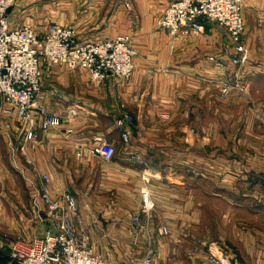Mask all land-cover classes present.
<instances>
[{"label": "crops", "instance_id": "crops-1", "mask_svg": "<svg viewBox=\"0 0 264 264\" xmlns=\"http://www.w3.org/2000/svg\"><path fill=\"white\" fill-rule=\"evenodd\" d=\"M110 1L114 4L107 7L103 17L119 22V27L111 31L114 27L109 22L99 31L106 34L94 39L130 35L139 52L134 70L129 78L109 76L106 84L98 86L85 68L76 71L65 63L47 65L41 60L44 77L33 108L38 118L36 137L27 138V125L16 115L0 117V235L20 233L30 240L45 233L46 219L37 206L45 211L40 190L41 181L47 176L52 195L69 193L74 198L78 211L76 227L88 241L117 239L133 245L152 241V264H166V257L180 256L182 243L188 237L193 243L203 242L190 227L193 219L199 220L200 203L193 198V186H182L183 179L213 177L208 170L200 175L193 170L198 155L192 150L197 148L199 139L192 130L198 128L190 124L188 127L181 120L176 122L174 117L186 112L192 122L198 108L196 99L203 94L211 110L221 100L224 108L230 107L228 115L235 113L231 107L240 116L246 115L238 126L235 121H228V126H224L227 130L238 127L246 131L254 129L256 122H264V0L242 1L249 59L239 67L231 62V41L218 25L212 24L203 31L181 30L174 36L155 28L156 16L170 0H130L139 15L136 25L130 23L126 12L129 0ZM17 12L15 7L8 10L11 27L25 23L15 21ZM29 25L37 27L38 33L48 28L39 31L38 26ZM210 55L222 59L227 68H216ZM235 68L238 73L233 77L242 83V88L234 89L223 99L216 89V80L227 71L233 73ZM4 103L0 98V107ZM123 112L133 116L132 123L127 124L128 142L116 124V117ZM45 114L59 115L62 124L44 128L41 121ZM6 120L9 126L3 124ZM68 127L72 128L71 133L67 132ZM102 139L116 145L112 159L91 151ZM255 139L257 144H264V138ZM237 140L234 142L242 144L244 139ZM142 189L152 191L153 218L146 234L138 235L133 230L124 234L122 222L137 214L140 203L136 195ZM123 195L135 196L134 205L122 203ZM157 225L166 226L168 231H156ZM250 241L251 246L245 247L249 259L244 261L264 264V235L252 236ZM203 253L193 256L197 259L193 264H212ZM0 264L18 263L7 257Z\"/></svg>", "mask_w": 264, "mask_h": 264}, {"label": "rangeland", "instance_id": "rangeland-1", "mask_svg": "<svg viewBox=\"0 0 264 264\" xmlns=\"http://www.w3.org/2000/svg\"><path fill=\"white\" fill-rule=\"evenodd\" d=\"M171 1L172 0H170V2ZM111 4L114 3H112L110 0H15V3L12 7H15V9L18 11L14 16L16 22H25L24 24H31L34 27L38 26L39 31L45 30L46 27H48L46 29L48 30L53 24L66 25L72 27L75 31H77V40L81 41L93 37V39L89 40L95 41L100 40L94 39L95 37H101L106 34L100 33L99 31L104 25L109 24V22L114 27L113 29H111V31H115L119 27V22L116 23L111 19L103 17L105 16L104 11ZM242 4L243 2L241 3V9ZM126 6L128 9L133 7L130 13L128 12V9L126 10V12L128 14V17L130 15V23L135 24V21L137 22V18L139 16L137 10L130 2V0L126 4ZM162 12L158 16H156L157 18L154 21V26L157 29H160L157 26V20ZM242 16L244 19L243 12ZM244 23L246 31L245 20ZM212 24L217 25V23L215 22L206 21L205 28ZM21 25L23 24H20L18 26ZM18 26L16 25L15 27ZM36 29L34 30L37 32ZM245 31L244 45L247 47L249 53V48L245 42ZM44 33L45 32L40 34ZM124 35H127L130 39V42L135 46L130 35ZM115 36L117 35L107 37ZM105 38L106 37L102 39ZM138 53L139 52L137 49V55ZM211 57H215V55H210L209 59ZM215 58L218 60L213 63L216 68H227V63H225L220 58ZM43 61L47 65L56 64L50 63L45 59H43ZM220 61L224 62L223 66L218 64V62ZM44 69L45 68L43 67L42 79L44 77ZM79 69L80 68L73 70L78 71ZM237 70L238 69L235 68V71L233 73H229L227 71L229 74L227 72L223 73L216 80L217 85L215 86L216 89H218V93L221 98L224 99L228 96L223 95L222 93V82L225 81L226 78H229L228 76L230 74H232L230 79H233V76L238 73ZM235 91H239V89L236 88ZM196 100L198 108L197 113H193L192 115V122H189L190 119H188L191 117V115L188 116L186 112H183L185 114L179 115L178 117L175 116L174 119L177 120L176 122H179V120H181L182 122H184L183 124H186L188 127L190 125H193L194 127L198 128L197 130H192L193 136H197L199 139L197 148L192 150L193 153H196L198 155L197 159L193 161V170H196L199 175L203 171L208 170L209 175L213 176L183 179L184 183L182 185L188 188L190 186H193V198L197 199L200 203L198 212L199 216L197 215V218L199 220L194 221L193 219L192 226L190 227H192L191 231L199 235L198 237H200L203 242L199 241L193 243L192 241H190L192 239H189L190 237H188L187 240L185 242L183 241L182 243V250L179 253L180 256L170 258L166 257L165 261L166 264H193L197 260L193 258V256L195 257L197 254H201L202 252H204L209 262L215 264L211 261L210 254L216 249L220 252L224 259L229 256L228 258H230V261H238V264H247L244 261V259H249L247 257L249 256V253L246 252L247 250L245 248L246 245L251 246L252 241H250V239H252V236L257 238L260 234L264 235V144H257L255 139V137H257L258 139L264 138V122L258 121L253 126L254 129H249L246 131L238 130V127L227 130L224 128V126H228V121L231 124L235 121L234 125L238 126L239 120L244 119L246 115H243L244 113H242V115L240 116L238 113H236L237 109L234 107H231V110L235 111V113H231V115H228L226 111L230 109V107L227 106L226 108H224V104L221 100H218V106L211 110V107H207V97L203 94L199 95ZM5 105L6 104L4 103V105L2 106ZM119 115H121V113ZM165 116L166 115H163V117ZM0 117L2 119V117H8V115L1 114ZM131 118L132 119L130 122H128V125H130V123H132L133 121L132 115ZM3 124H5V126L10 125L7 120ZM173 135L174 131L170 133L171 137ZM237 138L244 139L242 144L234 142L235 140L238 141ZM227 140H230V142H227ZM124 141L128 142L129 140ZM114 146L116 149V145ZM189 151L191 152L190 147ZM116 152L117 151L115 150V154L113 155V157L116 155ZM187 164L188 167H190V162H188ZM224 173H226V175L231 174V176L227 175L226 177ZM244 174H247V176H242ZM14 180L19 181V179ZM42 183L43 182L41 181V185ZM143 190L144 189L141 190V193L139 192L136 195L138 198V204L140 203L137 214H139L141 220L140 222L143 223L142 229L139 230L137 228L136 224L134 223L133 215H131L129 218H126L124 222H122L124 224V234H127L129 231L133 230V232L136 231L134 232L135 234L137 233L138 235H142V233H145L147 231L149 227L148 222L153 218L155 200L152 196V191L148 189L150 201L148 203H152L153 206L150 209H147L144 207L145 200L143 199ZM52 196L55 198H60V196ZM13 197L15 199V195H13ZM137 198L132 195H127V197L123 195L121 202L133 206ZM108 201H110V199H108ZM38 207L39 206H37L39 214L44 217V219H46V222H44L48 226L49 221L46 214V208L45 211H43V209H39ZM77 217L78 211L76 208V215L73 218L75 227L76 221L78 222ZM193 217L196 218V216ZM154 228L156 231H168L167 227L163 225H157L154 226ZM188 235L191 236L190 233H188ZM0 237H3L2 239L7 241L5 248L6 250L9 249V242H12L19 238H25L20 233L14 234L12 236L0 235ZM89 243L93 247V250L98 255H100L105 264H135L137 263V261L141 260L144 255H146V251L152 250L153 252L152 241H145L144 243L139 242L138 244L134 245L132 244V242H122L118 241L117 239H115L114 241L99 243L95 241H93L92 243L91 241H89ZM186 251L188 253V256ZM0 252L2 251L0 250ZM2 253L6 255L4 252ZM105 254L112 255L111 257H108ZM151 256L153 262V253H151ZM251 260L253 259L251 258Z\"/></svg>", "mask_w": 264, "mask_h": 264}, {"label": "built area", "instance_id": "built-area-1", "mask_svg": "<svg viewBox=\"0 0 264 264\" xmlns=\"http://www.w3.org/2000/svg\"><path fill=\"white\" fill-rule=\"evenodd\" d=\"M15 0H0V98L5 106L0 107V115H16L27 125L26 136L33 139L37 134L38 118L33 113L36 98L41 88V60L50 63H65L70 68H85L90 78L103 86L109 76L129 78L135 67L136 47L127 35L106 37L100 40H77L76 31L66 25L53 24L44 34H38L33 27L23 24L11 27L7 13ZM242 0H172L157 20V26L170 35L181 30L203 31L206 21L217 23L224 29L231 41L234 54L231 62L241 66L249 59L244 45L245 23L241 12ZM218 61L215 57L210 58ZM222 61L218 62L223 66ZM242 83L233 77L222 82V93L228 95ZM127 112L116 117V124L123 129L122 136L128 140L127 124L131 121ZM62 118L56 114L42 116L44 128L60 126ZM71 133L72 128L68 127ZM115 146L100 140L92 146L93 153L109 160L115 154ZM49 178L44 176L40 196L46 205L49 225L41 236L27 240L19 238L9 242L6 248L0 240V250L18 264H105L90 245L87 236L77 230L73 218L76 215L75 200L69 193L60 198L50 194L47 186ZM144 207L150 209L149 193L143 190ZM137 228L142 229L139 214L134 217ZM213 247V246H212ZM152 251L135 264H152ZM225 259L216 249L211 252L215 264H238Z\"/></svg>", "mask_w": 264, "mask_h": 264}, {"label": "trees", "instance_id": "trees-1", "mask_svg": "<svg viewBox=\"0 0 264 264\" xmlns=\"http://www.w3.org/2000/svg\"><path fill=\"white\" fill-rule=\"evenodd\" d=\"M7 259V256L0 252V262H3Z\"/></svg>", "mask_w": 264, "mask_h": 264}, {"label": "bare ground", "instance_id": "bare-ground-1", "mask_svg": "<svg viewBox=\"0 0 264 264\" xmlns=\"http://www.w3.org/2000/svg\"><path fill=\"white\" fill-rule=\"evenodd\" d=\"M148 193H149V191H148Z\"/></svg>", "mask_w": 264, "mask_h": 264}]
</instances>
